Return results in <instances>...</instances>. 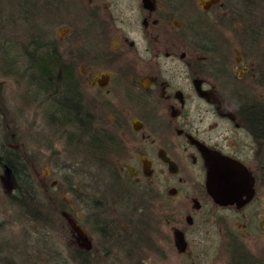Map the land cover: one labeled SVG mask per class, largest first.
Here are the masks:
<instances>
[{
  "label": "flooded vegetation",
  "instance_id": "obj_1",
  "mask_svg": "<svg viewBox=\"0 0 264 264\" xmlns=\"http://www.w3.org/2000/svg\"><path fill=\"white\" fill-rule=\"evenodd\" d=\"M205 1L82 0L74 19L76 0H53L51 24L65 33L48 40L103 152L75 186L82 198L60 192L64 224L39 233L37 252L51 256L40 264H264V213L250 207L264 187V105L247 96L264 93V51L250 6L239 22L235 0ZM56 126L93 153L79 129ZM202 147L248 167L249 203L209 194Z\"/></svg>",
  "mask_w": 264,
  "mask_h": 264
},
{
  "label": "rangeland",
  "instance_id": "obj_2",
  "mask_svg": "<svg viewBox=\"0 0 264 264\" xmlns=\"http://www.w3.org/2000/svg\"><path fill=\"white\" fill-rule=\"evenodd\" d=\"M35 1L36 9L30 12L13 0H0V139L6 140L8 146L27 161L35 181L34 199L20 203L11 198L17 187L12 170L8 165L0 164V246L17 264H40L51 260L45 249L37 252L39 245L42 248L39 233L63 226L64 221L57 211L60 192L65 191L64 197L82 198L83 191L75 186L78 187L80 180H85L99 167L92 153L72 149L74 144L64 134L65 129L51 123L47 115L48 103L41 96L43 93L36 95L34 87L23 76V58L19 52L30 36L54 37L65 33V29L51 24L53 0H48L50 3L47 2L43 9L40 0ZM76 1V4L69 3L66 10L72 12L74 19H80L83 4L82 0ZM234 3L239 22L248 20L244 6H250L251 32L256 34L262 45L261 51H264V0H235ZM238 21L232 29L236 40L241 37L242 28ZM11 58L17 63L10 64ZM247 96L264 105V93L251 92ZM239 97L243 96L239 94ZM258 196L260 200H255L250 207L264 213V187ZM260 238L263 240L264 236L260 234ZM262 240L258 242L259 248L264 244ZM252 248L257 250L258 247Z\"/></svg>",
  "mask_w": 264,
  "mask_h": 264
},
{
  "label": "trees",
  "instance_id": "obj_3",
  "mask_svg": "<svg viewBox=\"0 0 264 264\" xmlns=\"http://www.w3.org/2000/svg\"><path fill=\"white\" fill-rule=\"evenodd\" d=\"M20 8L34 12L36 9L35 0H13ZM46 38H43V37ZM30 36L28 42L20 49L19 55L23 58V76L27 77L29 85L34 87V92L41 95L47 101V115L53 125H60L64 128H76L81 136L87 138L88 148L94 150L92 155L102 156L103 147L99 140H96L91 125L83 123L84 107L81 104L79 86L69 67L62 69L60 56L57 54L48 36ZM15 64V59L8 60ZM23 77V78H24ZM31 88V87H29ZM33 91V88L32 90ZM90 133L86 137L85 133ZM96 134V133H95ZM109 142V138H108ZM0 164L8 165L12 170L17 182L16 192L11 195L20 203L22 200L34 199L35 181L27 161L17 154V150L8 146L6 140L0 139ZM243 260L244 258H240ZM251 263L256 260L250 257ZM0 264H17L13 257H8L3 246H0Z\"/></svg>",
  "mask_w": 264,
  "mask_h": 264
},
{
  "label": "water",
  "instance_id": "obj_4",
  "mask_svg": "<svg viewBox=\"0 0 264 264\" xmlns=\"http://www.w3.org/2000/svg\"><path fill=\"white\" fill-rule=\"evenodd\" d=\"M218 0L203 2L208 7ZM207 167V188L212 197L222 205L237 204L242 207L255 194V178L249 169L237 159L202 147ZM79 240H83V232L75 226ZM84 244V242H81Z\"/></svg>",
  "mask_w": 264,
  "mask_h": 264
}]
</instances>
